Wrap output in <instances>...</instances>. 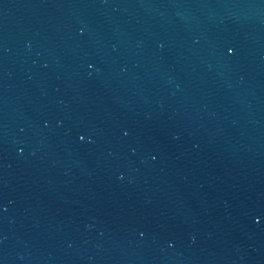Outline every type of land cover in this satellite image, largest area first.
<instances>
[{
  "label": "water",
  "instance_id": "1",
  "mask_svg": "<svg viewBox=\"0 0 264 264\" xmlns=\"http://www.w3.org/2000/svg\"><path fill=\"white\" fill-rule=\"evenodd\" d=\"M0 264H264V0H0Z\"/></svg>",
  "mask_w": 264,
  "mask_h": 264
}]
</instances>
